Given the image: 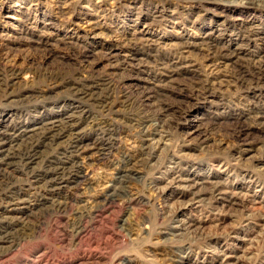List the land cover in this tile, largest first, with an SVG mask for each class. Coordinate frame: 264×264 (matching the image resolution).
I'll use <instances>...</instances> for the list:
<instances>
[{
	"label": "rangeland",
	"instance_id": "374dc122",
	"mask_svg": "<svg viewBox=\"0 0 264 264\" xmlns=\"http://www.w3.org/2000/svg\"><path fill=\"white\" fill-rule=\"evenodd\" d=\"M63 1L0 0V58L30 70L19 76L13 90L45 92L52 85L45 81L48 74L78 73V79L94 75L114 82L131 75L127 91L135 93L150 88L154 78L171 107L165 145L146 166L133 160H108L96 166L92 159L96 150H92L86 154L89 158L79 159L75 177L88 182L77 189H73L75 181L66 183L49 201L32 198V192L24 189L20 199H36L39 204L22 216L16 236L24 240L0 264H23L42 253H48L50 264H117L122 259L135 264H222L220 254L233 255L234 264H264V98L258 96V88L264 94V81L251 83L248 71L264 63V0H73L62 5ZM134 32L141 41L133 39ZM37 40L55 45L53 55L43 58ZM207 54L215 58V91L195 97L189 87L205 79L207 64L202 57ZM179 55L185 60L173 63ZM237 71L245 73L242 80L236 79ZM49 89L50 99L26 106L0 102V131L18 133L85 110L63 88ZM153 103L148 102L150 107ZM122 107L117 106L111 117L121 129L112 150L118 157L132 142L138 145L128 123L133 112L124 113ZM88 122L77 127L82 146L106 145L98 132L87 127ZM169 165L197 186L191 191L167 186L165 177L154 182ZM129 168L133 181L126 186L133 201L116 204L92 234L96 241L112 234L116 242L104 249L71 244L68 231L75 216L53 214L55 201L73 191L84 200L101 196ZM217 186L232 193L231 203L225 197L217 203L209 201V192ZM194 194L201 200V213L182 210ZM179 218L195 227L176 234L170 228ZM196 219L200 223H194ZM63 229L65 236L57 233Z\"/></svg>",
	"mask_w": 264,
	"mask_h": 264
},
{
	"label": "bare ground",
	"instance_id": "6f19581e",
	"mask_svg": "<svg viewBox=\"0 0 264 264\" xmlns=\"http://www.w3.org/2000/svg\"><path fill=\"white\" fill-rule=\"evenodd\" d=\"M72 2L73 0H65L62 5H70ZM60 10H64L63 7H61ZM62 14V12L58 13V15ZM133 37L134 40L141 41V39H137L135 32ZM58 42H62V40ZM36 45L43 53V58L53 55L55 45L49 40H37ZM211 55L212 54H207L202 57L204 64H207L203 66L205 79L190 85L189 92L192 96L199 97L206 96L207 94H214L216 83L212 80V77L215 78L218 72H214L215 65H213L212 62L215 58ZM132 59L133 61L135 60L134 57H132ZM173 60H176L173 61V63H181L185 58L179 55ZM156 63L158 64V62H155V64ZM119 69L125 71V66L120 64ZM248 71L249 73L251 72L252 75L251 83L258 85L260 82L264 81V63L259 64V68H257L256 71H250L249 69ZM174 72L175 70H171L169 73L172 74ZM237 72L236 79L242 80L245 73L240 71ZM21 74H30V70L18 69L15 64H11L7 60V57L0 58V102L18 103V105L26 106L34 100L50 99V93L48 91L52 90L49 89L50 86H52V88L58 86L63 88L67 95L84 106L85 110H81L80 114L73 115V113L65 118L54 117L47 119L41 122L38 127L24 129L18 133L13 132V130L8 131V129L0 131L1 262L6 260V257L11 254L12 249L22 244L24 239L21 236H16L18 231L16 228L22 226V216L26 215V212L30 211L36 204H39L36 199L31 201H26V199L21 200L20 193L24 191V189L32 192V198L40 197L41 200L46 201H49L47 198L52 194L62 190V185L71 181H75L76 188L73 189H77V187L83 183L88 182L85 177H83V179H85L84 181L75 179L79 174V159L84 161L89 158L86 154L92 150H96L94 155L95 158H92L93 164L96 166L100 164L103 165L108 160L118 163H128L133 160L139 162L142 166L148 165L158 151H160V153L163 151L160 146L165 145V136L163 133L167 128L168 123L166 118L171 108L167 105V96L162 95L158 90L161 88L154 78L149 81L151 85L150 88L144 87L132 93L127 91L126 85L131 75L124 76V78L114 82L108 77L94 75L78 79L77 76H80L78 73L68 75L46 74L47 77L45 81H48L47 84L52 85L47 86L45 92H31L27 90L15 91L13 87ZM43 76L45 79V75H41L42 78ZM220 83L221 81L218 82V84ZM260 89L261 88H258L259 100L264 98V94ZM150 100H154L153 106L151 107L148 104ZM119 105L121 107L123 105L124 107V111L122 112H133V115H129L128 123L131 125L129 128L135 131L137 136L136 142H138V145L132 142L129 149L126 150V154L120 157L113 154L112 150L115 149L113 147V142L121 136V129L115 127L113 125L114 121L111 119V117L116 114L114 109ZM84 120L89 121L87 127L90 128V130L98 132L100 140L105 141L106 145H101L100 147L92 145L91 148L82 146L77 127L80 122ZM240 132L239 130L238 133ZM191 134L189 135L191 136ZM58 140L61 142H57ZM169 163L174 164L172 161H169ZM174 165L176 167V164ZM130 169L131 168L125 169V172L118 174L115 183L107 187L105 193L101 196L94 198L90 197L84 200L80 193L77 194V192L73 191L72 194H65L61 201H55L52 210L53 214L69 212L73 213L75 216L74 223L70 231H68L71 237V244L76 247L87 244L94 248L103 247L104 249L112 242V244L116 242L117 239L114 238L112 234L106 235L107 237L103 241L94 240L92 234L94 235V232L98 229L97 227L100 226L102 217L108 213L110 214V211L115 208L116 204L119 202L131 203L133 201L128 197L129 193L126 186L129 181H133V175L128 174L132 172ZM173 172H175V177L171 176ZM15 173L17 175H15ZM162 176V178L155 179L154 182L158 183L165 177L164 180L168 181L167 186L175 184L181 189H189V191L197 186L196 182L190 185L193 181L188 178H182L183 176L176 172V168H172V166L165 168ZM162 187L163 192L165 187ZM209 194L211 195L209 201H214L216 203L217 201H222L224 197L225 201L228 200V203H231L234 197L232 193H227L226 190L219 186L214 187ZM200 202L201 200L199 197L194 194L193 197L184 204L182 210L189 211L190 213L198 210V212L201 213L202 207L200 206ZM240 203H244V201L242 200ZM253 205L255 206L256 204ZM4 215H6V217H4ZM205 219H207V217H205ZM196 221L197 222L194 223H200L199 220L196 219ZM172 225L170 229L174 230L176 234H179L182 229L190 230L195 227V224L192 225V223L180 218L175 224L173 222ZM57 233L65 236L66 231H64V229L61 231L58 230ZM61 243H64V239L61 240ZM47 255L48 253H42L32 256L28 262L23 264H50ZM219 257L222 259V264H234V260H236L233 255L229 254H220ZM122 260L117 264H135L132 259ZM178 264L184 263L178 262Z\"/></svg>",
	"mask_w": 264,
	"mask_h": 264
}]
</instances>
